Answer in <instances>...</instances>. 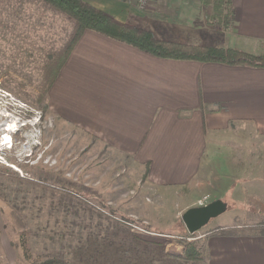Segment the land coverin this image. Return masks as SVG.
Returning <instances> with one entry per match:
<instances>
[{"label": "crops", "instance_id": "0c3cea01", "mask_svg": "<svg viewBox=\"0 0 264 264\" xmlns=\"http://www.w3.org/2000/svg\"><path fill=\"white\" fill-rule=\"evenodd\" d=\"M85 1L159 38L264 53V0H155L147 9ZM48 104L59 125L126 171L121 182L134 179L126 189L142 193L137 203H240L244 224L215 226L235 233L201 234L208 264H264V233L248 223L264 220V67L161 57L86 29L56 70Z\"/></svg>", "mask_w": 264, "mask_h": 264}, {"label": "rangeland", "instance_id": "374dc122", "mask_svg": "<svg viewBox=\"0 0 264 264\" xmlns=\"http://www.w3.org/2000/svg\"><path fill=\"white\" fill-rule=\"evenodd\" d=\"M70 28L43 0H0V264H168L190 233L182 215L192 206L159 197L137 203L142 193L126 189L134 179L121 182L126 171L108 165L85 134L59 125L48 95L39 98L42 69L63 51ZM225 204L190 239L205 247L201 234L244 224L240 203ZM143 212L157 217L150 223ZM259 222L248 221L254 231Z\"/></svg>", "mask_w": 264, "mask_h": 264}, {"label": "trees", "instance_id": "16d2710c", "mask_svg": "<svg viewBox=\"0 0 264 264\" xmlns=\"http://www.w3.org/2000/svg\"><path fill=\"white\" fill-rule=\"evenodd\" d=\"M46 4L63 13L70 21L71 28L64 44L48 66L43 67L41 80L38 85L40 88L39 98L47 99L54 74L49 72V64H52L57 57L62 60L70 53L80 36L86 29H93L105 35L111 36L126 43H130L140 49L155 54L157 56L175 59H188L198 61H216L234 65H249L264 67V53L255 54L236 47H223L210 44H192L183 41L171 40L157 37L152 31L123 22L110 13L98 8L85 0H43ZM63 52V53H62ZM49 107V105H46ZM147 171L144 175L146 177ZM264 178V171H263ZM255 233H264V220L258 224ZM150 228V227H149ZM212 232L220 234H232L235 231L225 226L216 227ZM193 233L187 234L180 239L183 246L181 252L176 255L168 254V264H196L205 258L208 260L206 246L199 244L200 239H190Z\"/></svg>", "mask_w": 264, "mask_h": 264}, {"label": "water", "instance_id": "95a60500", "mask_svg": "<svg viewBox=\"0 0 264 264\" xmlns=\"http://www.w3.org/2000/svg\"><path fill=\"white\" fill-rule=\"evenodd\" d=\"M226 202L216 199L205 204L192 206L182 215L183 221L190 233H194L206 225L211 218L226 210Z\"/></svg>", "mask_w": 264, "mask_h": 264}, {"label": "built area", "instance_id": "2783aa9c", "mask_svg": "<svg viewBox=\"0 0 264 264\" xmlns=\"http://www.w3.org/2000/svg\"><path fill=\"white\" fill-rule=\"evenodd\" d=\"M150 3V0H139V6L142 7V8H145L149 5ZM1 154H0V161H1Z\"/></svg>", "mask_w": 264, "mask_h": 264}, {"label": "bare ground", "instance_id": "6f19581e", "mask_svg": "<svg viewBox=\"0 0 264 264\" xmlns=\"http://www.w3.org/2000/svg\"><path fill=\"white\" fill-rule=\"evenodd\" d=\"M8 131V130H7ZM6 138H9V136H6ZM3 139V138H2ZM8 142V141H7Z\"/></svg>", "mask_w": 264, "mask_h": 264}]
</instances>
